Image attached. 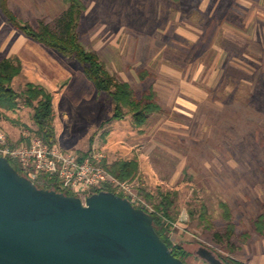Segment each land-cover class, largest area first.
I'll use <instances>...</instances> for the list:
<instances>
[{
  "label": "rangeland",
  "instance_id": "rangeland-1",
  "mask_svg": "<svg viewBox=\"0 0 264 264\" xmlns=\"http://www.w3.org/2000/svg\"><path fill=\"white\" fill-rule=\"evenodd\" d=\"M82 1L87 8L80 28L82 42L101 56L116 78L123 81L122 77H127L139 95L153 88L162 112L153 114L142 128L134 123L132 115L110 121L116 107L108 94L95 90L94 95L81 99L83 92L76 83L56 96V129L61 138L56 145L78 154L103 152L108 164L137 160L138 193L143 190L154 195L156 203L162 200V193L172 195L175 222L171 237L187 252V264H208L199 255L202 248L222 261V257H229L213 239V233L226 227L220 206L226 203L236 227L234 244L239 248L231 257L247 264L245 248L264 239L256 229L259 219L264 218V86L252 90L242 83L231 91L218 92L217 105L200 104L192 112L185 109L189 115L181 114L177 106L170 105L173 97L167 87L171 85L159 79H169L160 71L167 60L161 53L158 60L155 56L163 52L171 58L172 66L182 64L172 50L175 46L179 50L187 47L178 42L179 37L167 34H160L157 40L153 26L158 21L160 31H164L170 6H177L183 13L187 4H198L200 0ZM8 3L21 20L33 27H38L40 21L54 25L68 8L64 0ZM4 20L0 14V21ZM179 24L185 26L183 20ZM198 42L191 49L198 50ZM5 57L0 53V59ZM68 63L83 71L79 62ZM141 74L147 76L144 81ZM39 78V73L26 70L14 80L12 88L22 96L29 82ZM198 81L200 87L205 85L203 80ZM67 85L68 80L63 81L59 92ZM63 113L69 114L68 121L62 119ZM33 115L34 110L21 97L16 112L0 109V128L6 132L33 131ZM203 208L209 215L206 222L201 219ZM248 234L252 240L244 244L241 238Z\"/></svg>",
  "mask_w": 264,
  "mask_h": 264
},
{
  "label": "crops",
  "instance_id": "crops-1",
  "mask_svg": "<svg viewBox=\"0 0 264 264\" xmlns=\"http://www.w3.org/2000/svg\"><path fill=\"white\" fill-rule=\"evenodd\" d=\"M181 11L177 6H170L165 30L160 31L158 21L153 26L156 28L157 40L160 34H167L172 38L179 37L178 42L187 47L186 50H179L175 46L172 50L176 57L183 60L182 64L172 66L171 58L163 52L155 56L158 60L161 53L164 61L167 60L160 71L169 79H159L171 85L167 87L173 97L171 106L175 105L178 112L189 115L188 112L194 111L197 105H217V93L220 91H231L242 83L252 90L259 85L264 86V0H200L198 4H187L184 12ZM171 12L175 13L174 17ZM0 14L5 19L0 21V53L6 54L5 58H19L23 64L22 73L30 70L40 74L38 81L29 83L42 86L53 94L56 129L57 95L69 91L76 83L83 92L81 99L85 95H94L97 89L83 71L75 70L56 51L19 33L9 25L1 11ZM182 20L185 22L183 27L179 24ZM197 42L199 49H191ZM192 50L194 53L200 52L199 56L194 55ZM67 80L68 85L59 92L58 86ZM122 80L130 82L127 77H122ZM198 80H203L205 85L200 87ZM62 119L68 121L69 114L63 113ZM22 132L15 129L8 134L18 140ZM56 134L59 141L61 138L57 129ZM245 249L247 264H264V239L255 241Z\"/></svg>",
  "mask_w": 264,
  "mask_h": 264
},
{
  "label": "water",
  "instance_id": "water-1",
  "mask_svg": "<svg viewBox=\"0 0 264 264\" xmlns=\"http://www.w3.org/2000/svg\"><path fill=\"white\" fill-rule=\"evenodd\" d=\"M208 264H227L202 248ZM0 264H184L151 215L102 191L87 198L41 189L0 156Z\"/></svg>",
  "mask_w": 264,
  "mask_h": 264
},
{
  "label": "trees",
  "instance_id": "trees-1",
  "mask_svg": "<svg viewBox=\"0 0 264 264\" xmlns=\"http://www.w3.org/2000/svg\"><path fill=\"white\" fill-rule=\"evenodd\" d=\"M64 2L68 8L55 20L54 25L40 21L38 27H33L31 24L21 20L11 10L8 0H0V11L6 17L9 25L19 33L56 51L69 62H79L86 77L94 84L98 92L108 94L115 104L113 120H122L125 116L132 115L134 123L138 127H144L153 114L162 112L157 92L150 88L139 95L130 83L123 82L111 74L106 64L102 61L101 56L96 51L89 50L81 40L80 28L82 18L87 10L85 4L82 0H64ZM22 71L23 64L19 58L0 59V109L5 113L16 112L19 109V100L22 97L24 104L34 110L33 122L36 129H33L32 132L52 147L57 143V134L54 126L53 95L42 86L29 83L23 95L20 96L12 88V84L21 75ZM146 78L147 76L141 74L143 81ZM80 154L83 155L84 153ZM8 161L21 176L28 178L17 161L10 159ZM106 167L114 177L126 182L137 179L140 166L137 160H132L118 161L113 164H107ZM36 185L41 189H53L59 193L74 196L71 192L62 191L57 184L55 185L53 181L47 178H40ZM102 191L111 192L126 198L124 195L116 193L109 186L103 190H98L97 193ZM139 194L152 206L154 211L150 212L149 209L143 207H139V209L151 215L156 233L171 250L175 258L187 264L185 260L187 252L181 246L174 244L171 237L170 229L175 222L172 195L162 193V200L156 203L154 195L145 193L143 190H140ZM220 206L226 227L219 232L213 233L214 242L219 244L223 252L229 256L222 257L225 263L244 264L231 257L234 252L239 250L234 244L236 227L233 223L230 207L226 203H221ZM203 211L201 219L202 222H206L209 219V215L206 208H203ZM256 229L257 233L264 236V218L259 219ZM245 237L241 238L244 244L250 239L252 240L250 234L245 235Z\"/></svg>",
  "mask_w": 264,
  "mask_h": 264
},
{
  "label": "built area",
  "instance_id": "built-area-1",
  "mask_svg": "<svg viewBox=\"0 0 264 264\" xmlns=\"http://www.w3.org/2000/svg\"><path fill=\"white\" fill-rule=\"evenodd\" d=\"M0 156L17 161L33 183L47 178L62 191L81 198L84 203L98 190L109 186L116 193L124 195L135 207L154 211L138 193L135 181H120L108 171V159L103 152L81 155L58 145L51 147L29 129L14 140L0 128Z\"/></svg>",
  "mask_w": 264,
  "mask_h": 264
}]
</instances>
